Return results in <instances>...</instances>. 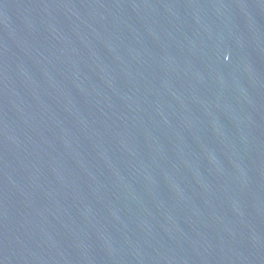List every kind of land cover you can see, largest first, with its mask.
I'll return each mask as SVG.
<instances>
[{
  "label": "water",
  "instance_id": "water-1",
  "mask_svg": "<svg viewBox=\"0 0 264 264\" xmlns=\"http://www.w3.org/2000/svg\"><path fill=\"white\" fill-rule=\"evenodd\" d=\"M0 264H264V0H0Z\"/></svg>",
  "mask_w": 264,
  "mask_h": 264
}]
</instances>
